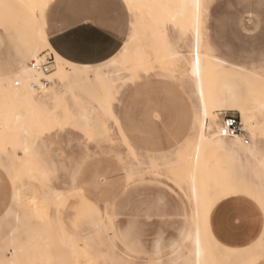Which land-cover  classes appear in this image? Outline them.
Listing matches in <instances>:
<instances>
[{
  "label": "bare ground",
  "instance_id": "bare-ground-1",
  "mask_svg": "<svg viewBox=\"0 0 264 264\" xmlns=\"http://www.w3.org/2000/svg\"><path fill=\"white\" fill-rule=\"evenodd\" d=\"M15 1L20 2L22 5L26 3H37L45 6L36 9L26 8L29 16L25 21L28 23L30 40L14 53L8 68L2 70L0 67V95L8 92L15 93L17 89H24L23 78H21L20 83L17 84L15 77L19 76V74L24 71V68L28 66L27 54L40 44L42 34L47 37L49 42L46 13L55 0ZM130 3L137 5H157L162 3L188 5L186 8L173 7L168 9L169 12L177 16V23L181 25L180 31L182 33L179 34L177 40H173L169 34L168 28L164 36L160 38L159 44L156 43L153 37L152 24L147 25L144 22L147 18H150L154 22L155 18L160 15L162 10L156 7L134 8L135 18L141 13L140 19L142 25L139 29L142 32L146 31L152 34H142V32L137 31V27L133 26V33L130 41L125 42V45H128V54L130 58H139L143 61L142 63L136 64V68L147 65L149 58L152 56L153 61L158 64H170L177 68L180 72L181 79L189 86L188 92H186L185 89L182 91L184 96L187 95L189 97V113L186 114L183 118L184 120L178 125L174 126L169 122H163V128L170 136L169 141L171 147L168 150H157L152 152L153 156L149 167L155 169L157 165H160L164 174L178 183V185L182 182H187L188 186L186 191L194 204V210L198 199L203 203L206 196L209 198L214 197L217 188L226 182L242 184L250 189L256 196H259L262 189H264V169L261 167L262 162H264V132H262V129H264V112L261 111V105L264 104V68L258 70L253 65L248 66L232 61L223 56L219 50L214 47L204 32L206 0H126L127 5ZM197 3L200 5L199 10L195 7ZM183 43H187L186 47L182 46ZM125 45H123L120 52L124 49ZM197 55L199 56V75L196 74ZM65 61L68 66L60 70L63 73V78L58 79L55 85L50 81H47L49 84H44L45 87L49 89H56L52 99H55V96L62 98L63 103L59 106L60 111L64 113V111L67 110L74 118L79 119L82 124L86 126L91 125L93 128L100 130L103 134H108V129L103 123L97 122V111L116 118L123 139L128 143L131 151L139 157L140 153L136 150H146V147L143 146V143L133 142L129 137V133L135 129H141L143 131L144 126L140 127V125L137 124L132 126V124L129 123L130 108L127 105L123 106L120 116L116 115L113 111V104L117 100L118 95L125 87L134 83V79L132 78L133 75H128V72H125L115 65L110 67L106 66L105 62L101 64L98 63L97 65H79L69 62L68 60ZM1 62L2 60L0 59V63ZM84 68L98 70L101 78L97 79L95 72L90 76L88 73L80 71ZM116 73H119V75H116ZM228 73L234 75L235 79L237 78V80L244 81L246 84L245 96L237 80L231 81L227 76ZM109 82H111L114 91V95L110 101L104 97V90ZM41 83H43V80ZM201 85L204 92L203 99H201L200 96ZM224 85L228 86L226 90L224 89ZM33 91L36 93L38 100L51 103V100L48 99L49 94L41 90L39 86H36ZM138 94V91L135 92L134 95L132 93L128 99ZM205 107H207L208 110L207 118L204 116ZM222 110L236 111L239 113L245 130H247L254 139L252 145L245 144L240 136L233 139L219 137L220 117L218 112ZM250 111H253L255 114L251 115ZM17 117L19 118V125L22 126L29 118V113L25 109L17 111L14 116L10 115L8 119L11 120L13 129L17 127ZM122 117H124V119H122ZM201 136H203V140H201ZM108 138L111 140L110 137ZM12 155L15 157H23L24 153L20 150L13 152ZM2 161L11 168L10 170H12L16 176L19 161L14 160L7 154H5V157H2ZM139 164L140 166H147V164L143 162ZM125 170L129 177L134 171L127 167H125ZM117 172L118 170L95 171L91 174L89 186L74 190L70 185L67 191L83 192L85 194L84 198L89 199L96 193L103 192L106 186L110 184L113 175L117 174ZM16 180L19 186L13 192L11 206L7 212L2 213L0 216V242L3 241L6 235L9 238H13L12 232L19 229L17 237L15 238L23 240L27 244L26 253H30L33 257L36 256L38 260L43 261V259L45 260V258L52 256L53 251L50 249V244L53 239L56 238L57 233L55 235L53 233L45 234L46 232L43 229L48 227L47 224L50 221H48L47 224H45V222V226L42 225L43 223L40 224L44 226L43 228L38 226L39 224H33L30 215L27 216L28 219L25 215L26 213H23L25 216H22L23 214L21 215L17 208L22 204V198L25 195L24 191L31 183H26L24 179ZM64 191L65 190L49 187L45 192L41 191L39 196L47 205L54 203V205L57 206L64 197ZM36 199L37 197L32 195L29 200L30 202L35 201L36 203ZM45 203L42 204L45 205ZM34 204L32 205L34 206ZM37 204H39L38 201ZM37 204H35V206ZM29 205L31 206L30 203ZM36 207H33V212L34 210L40 212V210L42 211L45 209L43 208L44 206L38 209ZM38 207L41 206L38 205ZM32 211L30 210V212ZM45 211L46 210H44V212ZM38 214L36 216H38ZM32 215L31 217L33 218ZM35 219H37V217ZM196 228L197 225L194 219L191 227L182 233V242L187 246L188 253L183 254L182 247L180 246L174 252L173 258L177 261L200 260L207 262V264H218V259H211L210 257L211 249L209 244L213 242L218 247L222 246L215 240L210 230L209 223L206 232L203 227H201V243L199 248H197L196 244ZM23 234H26L28 238L23 239ZM262 234H264V230ZM85 238L87 237L82 238V241ZM61 240L63 244L71 248V254L77 253L71 235L62 232ZM259 240L260 238L252 245L255 247H249L244 250H229L222 247L226 253L222 256V262H228L233 257V252H236V254L243 253L254 256L256 254L255 249L259 246ZM89 247L90 243H88V256L94 252ZM197 252L201 253L199 257L196 255ZM90 258L96 260L95 257ZM70 261L73 262V260ZM227 262L226 264H228ZM77 264H79V262Z\"/></svg>",
  "mask_w": 264,
  "mask_h": 264
},
{
  "label": "rangeland",
  "instance_id": "rangeland-1",
  "mask_svg": "<svg viewBox=\"0 0 264 264\" xmlns=\"http://www.w3.org/2000/svg\"><path fill=\"white\" fill-rule=\"evenodd\" d=\"M0 2L6 5H22L15 0H0ZM122 2L124 7L121 8L119 33L124 42L123 45H125V42L130 41L133 25L138 28L137 31L142 32L139 29L142 22L141 13L135 18V12L129 10L126 0H122ZM0 13V59L2 60L0 67L4 70L10 66L14 53L30 40L28 23L25 21L28 19L29 13L24 7L0 8ZM47 18L48 11L46 20ZM144 23L153 24V21L147 18ZM180 27L179 23L168 26L169 34L173 40H177L179 34L182 33ZM204 32L223 56L241 64L253 65L258 70L264 68V0H206ZM143 33L150 34L151 32L144 31ZM186 45L187 43L182 44L183 47ZM52 59L54 61V57ZM137 69L138 71L134 74L128 73V75L135 76L134 83L125 87L118 95L113 104V111L120 116L123 106L127 105L130 108L129 123L132 126L136 124L140 127L144 126V130L135 129L129 133V137L135 143H143L146 150H136L140 153L139 157L136 156L123 139L116 118L97 111L96 120L107 126L108 134H103L96 144L87 149V153H90L91 156L87 162L90 172L91 174L95 171L105 170H118V172L113 175L110 184L103 192L96 193L89 199L85 198L94 207V215L86 209L79 214L73 211L76 207L73 201L77 197H68L69 191L67 190L71 185V177L62 169H58L57 174L48 182L24 179L26 183H31V186L29 185L25 189V195L22 198L23 205L21 204L17 209L21 215L23 213H26V217L30 215L31 222L35 225L39 224L40 227L44 228V223L47 224L50 221L47 224L48 227L43 230L46 232L45 234L53 233L55 235L57 233L56 238L50 244V249L53 251L52 256L57 260L67 261L68 264H77L80 260L90 257H95L101 262L106 258H118L121 235L128 229L130 223L142 231L146 242L148 238L163 236L171 243H175L177 246L174 249L171 248V244L169 245L168 256L174 257V252L180 246L183 254L188 253L187 246L182 242V233L188 230L194 222V204L186 191L188 184L182 182L178 185L164 174L160 165H157L155 169H151L149 166L153 156L152 152L168 150L171 147L170 136L163 128V122H169L174 126L178 125L189 113V97L182 93L184 89L188 92L189 86L181 79L177 68L170 64H158L153 61L152 56L147 65L137 67ZM227 76L231 81L237 80L230 73ZM237 83L245 96L246 84L239 79ZM227 87L224 85L225 90ZM137 91L138 95L128 99L130 94L134 95ZM60 114L63 115L62 111ZM250 114L255 113L250 111ZM218 115L220 124L225 116L240 117L238 112L227 110L219 111ZM124 123L126 124L125 120ZM245 131L249 145H252L254 139L247 130ZM72 133V129H66V134L63 136L65 143L75 140ZM2 157H5V153H0V167L5 170L12 185L10 204L3 212L5 213L11 206L13 192L19 184L17 180L14 182V172L2 161ZM140 162L147 166H140ZM125 167L134 170L130 177ZM49 187L65 190L64 197L57 206L54 203L47 205L39 196L41 191L45 192ZM32 195L38 199L35 203L37 204L38 201L37 207L29 200ZM42 203H45L46 206ZM25 206L28 207L27 212ZM33 207L45 209L33 212ZM35 211L37 214L39 213L38 216ZM24 214L22 216H25ZM62 232L72 236L76 254H71V248L63 244ZM84 237L88 238L89 248L94 251L88 257L82 253L84 248L82 238ZM22 238L27 239L28 237L23 234ZM209 247L211 259H218V264H226L227 261L222 262V256L226 254L224 249L213 242H210ZM255 250L256 254L250 255V259L261 256L259 246ZM247 255L237 254V257L233 256L227 263L242 264L241 261ZM35 257L32 256L33 259ZM36 258L38 260V257ZM49 258L43 259V262L46 263ZM70 260H73L74 263Z\"/></svg>",
  "mask_w": 264,
  "mask_h": 264
},
{
  "label": "snow or ice",
  "instance_id": "snow-or-ice-1",
  "mask_svg": "<svg viewBox=\"0 0 264 264\" xmlns=\"http://www.w3.org/2000/svg\"><path fill=\"white\" fill-rule=\"evenodd\" d=\"M45 5L37 3H26L23 5L4 4L0 2V8L25 7V8H43ZM129 10L138 7H156L161 9V13L157 16L152 24L153 37L156 43H160V38L166 33L170 24H177V16L168 11L173 7H188L186 4L171 5V4H157V5H137L130 3ZM199 10L200 5H195ZM72 21L67 22L65 28L72 26ZM135 27V25H133ZM56 30L54 29L53 32ZM52 63V67L48 69L49 75L42 76L45 71V60ZM54 57V61L53 58ZM64 54L59 52V48L53 50V45L49 44L46 36L41 35L40 44L27 54L28 66L24 71L15 77L17 84L20 83L21 78L24 81V89H17L15 93L8 92L0 95V153H5L14 160L19 161L17 166L16 179H27L48 182L57 174L58 169L65 171L71 177V186L74 190H79L82 187L90 185L91 172L88 166V160L91 158L87 149L96 144L103 133L93 128L91 125L82 124L79 119L74 118L67 110L63 115L60 114L59 106L63 100L59 96H52L56 89H49L45 87L41 81H50L55 85L58 79L63 78L61 68L68 66L63 58ZM142 59H132L128 54V45L116 55L109 54L106 59V66H117L128 73H135L138 69L136 64L142 63ZM197 71L199 75V56L196 58ZM80 71L88 73L90 76L95 72L97 79L101 78L98 70L84 68ZM119 75V73H116ZM133 79L135 76L133 75ZM36 86L49 94L48 99L51 103H45L37 99L36 93L33 91ZM114 95L111 82H109L104 90V97L111 100ZM201 99L204 98L203 87L201 85L200 91ZM27 110L29 118L22 126L19 125V118L17 117V127L13 129L12 122L8 117L14 116L17 111ZM261 111L264 112V104L261 105ZM204 116L207 118L208 110L205 107ZM66 129L73 130L75 140L73 142L65 143L63 136L66 134ZM264 132V129H262ZM227 133H225L226 135ZM203 140V136H201ZM78 145V147H76ZM11 150V151H10ZM22 150L23 157H15L12 155L15 151ZM87 153V154H86ZM264 169V162L261 165ZM68 197L76 196L73 201L76 207L73 209L77 214L82 210H87L89 213H95L94 207L88 203L84 198V193L79 191L69 192ZM225 201L227 204H232L233 207L225 209L226 213L234 221L236 225L242 223V218L238 212V207L249 201L252 203L255 211L264 218V189L261 194L256 196L250 189L242 184L226 182L221 184L214 197H205L203 203L198 199L196 208L194 210V219L196 221V244L200 247V231L203 227L204 231L208 230V220L214 206L219 201ZM35 203V201H32ZM224 206L221 205V208ZM25 211H28L25 206ZM219 212L220 209H217ZM19 219V217H18ZM19 229L12 232V237L7 235L3 241L0 242V264H45V262L33 259L30 253H26L27 244L23 240H18L17 234ZM88 243L87 238L83 240V253L88 257ZM174 249L177 245L171 243L163 236L155 238H148L147 242L142 231L134 224H129L128 229L121 235L120 247L118 250V258H106L102 262L86 258L80 260L79 264H207V262L194 260L177 261L173 257L167 255L169 252V245ZM255 247V246H250ZM259 249L261 253L259 264H264V234H261L259 240ZM197 257L201 255L197 252ZM46 264H68L67 261L57 260L51 256ZM247 264H256L255 260H250Z\"/></svg>",
  "mask_w": 264,
  "mask_h": 264
},
{
  "label": "crops",
  "instance_id": "crops-1",
  "mask_svg": "<svg viewBox=\"0 0 264 264\" xmlns=\"http://www.w3.org/2000/svg\"><path fill=\"white\" fill-rule=\"evenodd\" d=\"M123 7L122 0H55L48 10L46 20L49 42L54 50L59 48V52L64 54L63 58L69 62L79 65L104 63L110 53L116 55L123 47L124 42L119 33ZM69 21L73 22L72 26L65 28ZM11 195L12 185L5 170L0 167V216L9 206ZM221 205L224 207L221 208ZM232 207V204L221 200L209 216V227L222 247L244 250L260 238L264 230L263 218L249 201L238 207L242 223L236 225L225 211ZM233 253L237 257L236 252ZM260 257L250 259V255H247L241 262L247 264L255 260L259 264Z\"/></svg>",
  "mask_w": 264,
  "mask_h": 264
},
{
  "label": "built area",
  "instance_id": "built-area-1",
  "mask_svg": "<svg viewBox=\"0 0 264 264\" xmlns=\"http://www.w3.org/2000/svg\"><path fill=\"white\" fill-rule=\"evenodd\" d=\"M42 60L46 61V58L42 57ZM52 67V63L45 62V71L42 73V75H48L50 74L48 72V69ZM43 84H49L47 81H43ZM225 133H227L225 135ZM219 137L227 138V139H233L236 137H242L245 144H249V139L247 136V133L244 129V126L242 124L241 118L238 116H225L220 124V128L218 130Z\"/></svg>",
  "mask_w": 264,
  "mask_h": 264
}]
</instances>
